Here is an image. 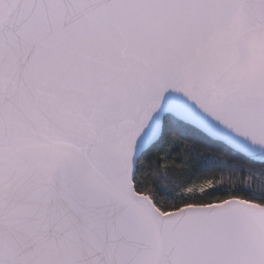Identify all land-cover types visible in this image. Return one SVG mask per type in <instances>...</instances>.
I'll list each match as a JSON object with an SVG mask.
<instances>
[{
    "label": "snow or ice",
    "instance_id": "1",
    "mask_svg": "<svg viewBox=\"0 0 264 264\" xmlns=\"http://www.w3.org/2000/svg\"><path fill=\"white\" fill-rule=\"evenodd\" d=\"M0 264H264V0H0Z\"/></svg>",
    "mask_w": 264,
    "mask_h": 264
},
{
    "label": "trees",
    "instance_id": "2",
    "mask_svg": "<svg viewBox=\"0 0 264 264\" xmlns=\"http://www.w3.org/2000/svg\"><path fill=\"white\" fill-rule=\"evenodd\" d=\"M192 139L196 140L197 138L195 136H193ZM207 146L210 148H216V145H214V144H208Z\"/></svg>",
    "mask_w": 264,
    "mask_h": 264
}]
</instances>
